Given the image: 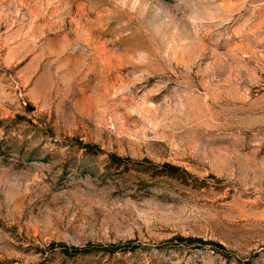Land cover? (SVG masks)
Wrapping results in <instances>:
<instances>
[{"label":"rangeland","instance_id":"1","mask_svg":"<svg viewBox=\"0 0 264 264\" xmlns=\"http://www.w3.org/2000/svg\"><path fill=\"white\" fill-rule=\"evenodd\" d=\"M0 264H264V0H0Z\"/></svg>","mask_w":264,"mask_h":264},{"label":"trees","instance_id":"2","mask_svg":"<svg viewBox=\"0 0 264 264\" xmlns=\"http://www.w3.org/2000/svg\"><path fill=\"white\" fill-rule=\"evenodd\" d=\"M85 148L87 149H95L97 147L94 146H89L86 145ZM110 161L113 164H116L117 166H122L123 164H127L129 162H132L131 159H124L121 157H118L116 155H110ZM142 165L145 170L151 171V170H159V175L162 174V176L170 177L171 179L174 180H179L182 176H190V174L185 171L184 169L180 167H176L171 164H162V165H156L155 163L149 161V160H144L139 163ZM171 242H177L180 244H187V245H197L201 247H207L209 246L212 248L215 252L223 255V256H228L227 250L225 249L224 246L218 244V243H213V242H206L201 239H184V238H175L172 239ZM51 248H60L66 255L68 256H79V255H85L90 253L92 250H105L109 254H117V253H123L126 251L129 252H134L136 250V247L134 246L133 242H129L126 245H111L108 247H103L101 245H92L89 244L84 248H77V247H68L64 244H52Z\"/></svg>","mask_w":264,"mask_h":264}]
</instances>
